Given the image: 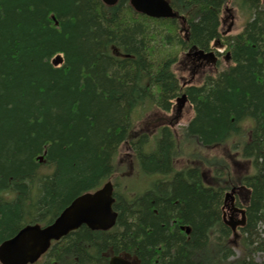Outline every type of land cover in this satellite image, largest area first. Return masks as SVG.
<instances>
[{
    "label": "trees",
    "instance_id": "16d2710c",
    "mask_svg": "<svg viewBox=\"0 0 264 264\" xmlns=\"http://www.w3.org/2000/svg\"><path fill=\"white\" fill-rule=\"evenodd\" d=\"M169 2L186 34L182 22L138 15L125 0H0V243L112 179L123 146L134 172L153 181L115 192L114 228L82 226L36 264H108L118 255L131 264H264V2H233L247 18L232 37L219 32L228 0ZM216 40L232 66L180 85L177 55ZM181 94L193 107L185 127L134 131L139 115L169 113ZM226 143L240 159L232 168L202 155ZM190 155L197 164L175 166ZM234 186L246 217L239 257L222 220L223 193Z\"/></svg>",
    "mask_w": 264,
    "mask_h": 264
},
{
    "label": "water",
    "instance_id": "95a60500",
    "mask_svg": "<svg viewBox=\"0 0 264 264\" xmlns=\"http://www.w3.org/2000/svg\"><path fill=\"white\" fill-rule=\"evenodd\" d=\"M107 6H114L118 0H101ZM137 13L154 19L174 18L166 0H129ZM62 60L57 56L52 63ZM184 99V97H182ZM113 185L107 181L93 193H84L73 199L59 216L49 225H27L14 236L0 244V264H34L45 254L52 242H57L82 226L91 231H108L116 223ZM242 218L243 212L241 211ZM243 221L239 223L242 225ZM235 231V226H231ZM108 264H130L120 257H113Z\"/></svg>",
    "mask_w": 264,
    "mask_h": 264
},
{
    "label": "rangeland",
    "instance_id": "374dc122",
    "mask_svg": "<svg viewBox=\"0 0 264 264\" xmlns=\"http://www.w3.org/2000/svg\"><path fill=\"white\" fill-rule=\"evenodd\" d=\"M235 0H228L227 2V8L230 12V15L232 18H229L225 20V15L226 13H222L221 15V20L223 22L222 26L219 28V31L222 35L225 37H232L235 36L237 33H239L242 30V27L244 26V23L246 22V14L240 10L237 6L233 5V2ZM220 55V54H219ZM179 57L178 62L173 66L172 70L174 71L179 84L184 85L185 83H193V84H199L202 80V77L206 74H215V71L217 69H222L225 67L226 62H225V57L224 55L217 56L218 63L216 65H212L210 68L207 70H201L198 75L194 76V78H191L192 76V71L193 69L192 66L195 63V59L193 57L185 58L184 55H177ZM182 113L180 118L178 119L179 122V127L178 128H183L190 119L193 117V111L192 109L186 107ZM142 116V118H141ZM140 120L137 121L135 132L139 131L141 129L148 128L149 132L152 134H155V130L161 126L162 124H167L168 121L172 120V114L169 115H164L160 110L157 109H147L145 113H142L139 115ZM151 136V135H150ZM186 146V145H185ZM187 147V146H186ZM190 147V146H189ZM192 147H196V144ZM234 148V147H233ZM233 148H230V145H225L224 147H217L214 148L213 151L205 149L206 152V157H212L210 156L215 155V156H221L223 153H225V158L228 161L229 167L232 168L231 164L233 163V158L231 155H233L234 152L231 150ZM236 150L239 151V148H236ZM187 151V150H186ZM131 151L127 149L126 147L121 146L118 151V155L116 157V164L118 165V168H116L114 176L112 178V181L116 185V191L119 195H124L127 194L128 192H140L142 190H145L147 188L148 181L151 180V177H142L140 172H134L132 173V169L135 168V166L132 163L131 160ZM232 152V154H230ZM224 156L222 155L221 158L225 161ZM186 161L189 159L188 157H184L183 160ZM42 162V160L40 159ZM181 159L176 160L175 166L177 168L182 166ZM126 163H128L129 167L127 169ZM44 163H40L39 165H42ZM39 173H43L41 175H46L50 174L51 171L49 168H38ZM138 171V170H137ZM233 172V171H232ZM231 177V175H230ZM209 178V177H208ZM144 179V182H143ZM240 239L235 238L233 236H230V241H232L233 246V252H234V257H239L240 256V249L237 247V241ZM255 260L260 261L262 260L261 255H256ZM42 264V263H40Z\"/></svg>",
    "mask_w": 264,
    "mask_h": 264
},
{
    "label": "flooded vegetation",
    "instance_id": "af4514ba",
    "mask_svg": "<svg viewBox=\"0 0 264 264\" xmlns=\"http://www.w3.org/2000/svg\"><path fill=\"white\" fill-rule=\"evenodd\" d=\"M120 1V0H119ZM127 2V5H129L128 1L125 0ZM167 1H170V0H167ZM258 2H260V0H257ZM119 3V2H118ZM222 13H226L225 15V20L229 19V18H232V16L230 15V12L228 9H226V7L223 8V10H221ZM222 15V14H221ZM225 20L223 22H225ZM222 22V24H223ZM197 51H201L202 53L200 54H196ZM210 50H196V52H192L190 54H188V57H193L195 59V63H193L194 65L192 66L191 69H193L192 71V76L191 78H194L195 74L196 76L198 75V73L201 72V70H207L208 68H210L212 65L210 64V60H211V57L208 56V52ZM120 55L119 53H116V56ZM217 58V56H216ZM228 58V56H227ZM217 63H218V59H217ZM216 63V64H217ZM195 76V77H196ZM206 75H204L202 77V81L205 79ZM183 86H196V84H193V83H188V84H184ZM179 97H177L176 99H174L172 101V106H171V111L169 113H164V115H169V114H172V120L168 121L167 124L169 125H173L174 126V129L172 130H175V129H179L177 126H178V119L180 118L181 116V113L187 109L186 107H188L189 109L191 108L192 111H193V107L192 105L189 103L188 99H183V100H179L178 99ZM164 125V124H162ZM240 191V188L236 191V193L234 192L232 198H229L230 201L234 200L238 197V193ZM224 209H225V213H224V216H225V219L230 222V223H237L240 219V213H239V210H242L244 209L243 207H239V206H236L235 204H227L224 206ZM240 229L241 228H238V232L240 233ZM239 236V234H238Z\"/></svg>",
    "mask_w": 264,
    "mask_h": 264
}]
</instances>
